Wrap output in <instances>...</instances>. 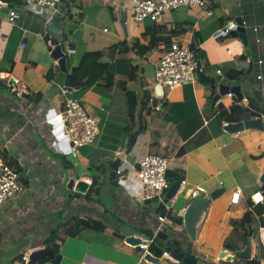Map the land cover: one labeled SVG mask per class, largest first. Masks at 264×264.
I'll return each mask as SVG.
<instances>
[{
	"label": "crops",
	"instance_id": "crops-1",
	"mask_svg": "<svg viewBox=\"0 0 264 264\" xmlns=\"http://www.w3.org/2000/svg\"><path fill=\"white\" fill-rule=\"evenodd\" d=\"M0 1L7 5L0 7V88L7 85L12 95L20 97V100H16L38 110L42 122L38 131L29 129L27 134L24 133L23 126H19L21 121L18 115L14 118L4 104L7 100H13L10 93L0 92V114L5 113L0 116V154L16 158L23 169L18 180L21 190L0 207V223L16 221V233L8 236V240L15 238L13 243L30 237L37 239V242L30 243L16 254L26 251L25 256H28L34 249L44 248L42 241L52 228L50 216L56 210L52 207L53 197L45 198V192L39 191L42 188L50 191L56 187V192L66 202V196L69 197L66 193L69 191L65 186L68 179L73 178L75 182H85L88 188L84 193L70 191L79 196L70 201L62 220L68 210L75 209L76 215L84 214L117 230L118 226L110 223L112 215L124 223L119 229L121 234L141 237L138 231L157 229L160 225L157 220L159 214L155 212L156 207L160 206L165 213H170L179 221L174 223L163 215L166 222L161 227L167 236L166 240L177 241L182 252L186 251L187 243L190 242L196 264L237 262L225 261L234 252L224 247V241L233 231L230 220L240 219L244 213L251 211V195L261 191L264 196V182L260 181L264 172V158H257L264 153V129H245L236 134H229L222 129L218 133L209 110L232 108L239 102L238 105L247 107L248 101H253L262 109L259 118L264 124V0H209L206 10L199 7L177 9L166 12L160 23H155L167 30L169 37L166 41L169 43L178 40L190 47L194 35L200 36L202 41L198 47L205 53L211 67L224 65L240 69L245 67L241 61V56L245 55L241 40L227 37L215 41L212 38L217 29L240 17L244 22L253 66L248 78L238 84L243 95L242 101L237 100V103L234 96H224L212 108V99L208 98L212 89L195 77L193 83L171 90L164 88V95L167 94L158 97L152 86L153 76L165 46L160 43L153 56L139 59L127 51L126 57L138 59L132 68L141 69L135 78L125 79L128 87L149 92L156 97V104L148 113L143 100L130 103L120 87V79L115 80L109 99L102 98L94 91L86 92L81 102L88 114L98 122L100 133L93 142L94 147L89 145L78 150L80 153L77 152V158H72L74 163L67 170L62 168L55 155L66 156L68 152L58 112L69 91H65L62 86L65 73L59 70L57 62L51 57V37L58 39L61 44L66 73H69L86 52L105 51L113 45H130L132 39H141L148 22L137 24L131 19L133 0H61L55 13L23 9L22 2ZM207 10L211 11V15H206ZM10 11L16 13L13 21L9 20ZM68 45L73 48L69 50ZM258 61L262 64H258ZM8 68L11 69L9 72ZM48 72H51L49 78ZM214 91L218 93V84ZM37 95L41 97L39 103L35 101ZM27 97H30L29 100ZM194 115H198L202 121V129L211 134L216 133L209 141L178 155L179 147L185 142L176 145L177 125ZM225 124L228 123L224 122L222 126ZM11 126L16 127L13 136H9ZM44 128L47 136L43 132ZM19 134H22L21 141ZM6 136L9 137L6 139ZM128 137L133 139L130 146ZM90 151L102 152L95 155V160L110 158V161L103 166L89 167ZM121 153L124 157L117 175L112 178L108 176L111 171L108 164ZM152 154L168 161L166 178L170 186L180 183L179 190L170 201L165 196L168 190L163 194L160 205L142 200L143 185L136 175L139 161ZM110 179L115 181L116 186ZM92 180L95 182L92 183ZM197 187L203 188L205 192L195 193ZM235 189L241 190V196L237 204H231V194ZM217 190L222 192L218 196L214 194L215 199H212L211 193ZM21 208L25 211H21ZM256 227L257 242L252 236ZM262 227L264 214L261 217L252 215V222L247 226V237L252 242V258L247 264H264V250L260 249L259 244ZM111 235L109 232V237ZM59 236L56 240L60 245L58 256L53 261L41 264H151L127 245L114 247L111 243H100L89 230H84L81 238ZM3 239L0 231V241ZM237 245L238 250L244 248L239 242ZM221 253L225 256L220 257ZM1 255L4 258L0 252ZM157 258L158 264H180L171 258ZM9 260L4 264H10ZM11 264L23 263L16 261ZM238 264L246 262L239 261Z\"/></svg>",
	"mask_w": 264,
	"mask_h": 264
},
{
	"label": "trees",
	"instance_id": "trees-1",
	"mask_svg": "<svg viewBox=\"0 0 264 264\" xmlns=\"http://www.w3.org/2000/svg\"><path fill=\"white\" fill-rule=\"evenodd\" d=\"M8 3H23L24 0H6ZM182 9V8H181ZM148 23L145 26L144 34L141 39L134 38L131 40L130 45L127 43H120L117 45H113L106 49L105 51H92L86 52L83 54L82 58L79 61V64L71 69L69 73H65L63 76V83L62 86L69 91V96L78 99L81 101V98L84 94L88 91H94L95 93L99 94L104 99H109L111 92L113 90V86L115 84L116 79L121 80L120 87L124 90L128 101L130 103L135 102L138 99L143 100L146 103L147 112L150 113L151 107L154 106V100L156 97L151 96L149 92L141 90L137 91L132 88H129L125 79H132L137 76V73L141 69H133L132 64L134 61H138L139 58L142 57H151L157 52L158 46L162 43L165 48L169 46L168 40L166 41L168 36L167 30L154 22L147 21ZM189 27V25L187 26ZM198 34V33H196ZM202 41V38L198 35H194L193 42L190 46V50L194 56L195 61L198 64L194 72V77L197 78L200 82L204 85H207L212 91L209 93L208 98L212 99L215 95L214 88H216V82L213 78L209 76L208 69L211 67L205 58V53L198 47L199 43ZM131 51L134 56L137 58L135 60L126 57V52ZM246 55L241 56V61L245 63V67L240 69H234L228 66H213L212 69L220 71L223 76V83L228 85L232 84H240L243 80L248 78L252 70V62L247 63ZM160 60V59H159ZM136 64V63H135ZM9 72L11 69H7ZM1 73V69H0ZM47 77H51V72L47 73ZM142 86V85H141ZM140 86V89H141ZM1 93H10V98L13 100H20V97L12 95L13 93L9 91V87L7 85L0 88ZM167 93H165L166 95ZM164 95V96H165ZM30 97H27L29 100ZM41 97L39 95L36 96V100ZM27 101V100H26ZM235 101L238 103L237 99ZM240 103V102H239ZM238 103V104H239ZM234 105L232 108H216L209 110L212 116L213 122L216 124V132L220 133L223 129L222 123H237L240 121H248L250 119L259 118L262 115V109L253 103V101H248L247 107H243L241 105ZM130 119H132V114L129 113ZM202 121L200 120L198 115L191 116L181 123L177 125V138L175 139L176 145L179 146L181 142H185L184 145L179 147L178 155L185 154L191 148H195L200 144H203L209 141L214 134L216 133H209L206 129H202ZM127 128H125V131ZM132 138L128 137V146L132 143ZM181 140V141H179ZM83 149V148H81ZM80 149V150H81ZM98 154L102 152H97ZM95 151H90L89 158V167L94 165H106L110 158H106L104 160L99 159L95 160V155L97 154ZM103 154H106L103 152ZM2 160L6 165L12 168L19 176V174H23V169L19 166L16 158L12 156H6L5 153L0 154ZM58 160H60V165H63V169L67 170L71 165H73V160L67 158L64 155H55ZM94 156V157H93ZM9 157V159H7ZM71 158L73 156L70 155ZM257 158H264V153L259 155ZM167 174V172H166ZM117 175V171H110L108 176L114 177ZM19 180V179H18ZM167 180V178H166ZM112 184L116 186L115 181L110 179ZM168 181V180H167ZM19 182V181H18ZM95 180H92V183ZM170 183V182H169ZM96 193V192H95ZM68 198L66 196V202L64 206L55 212L54 216L56 218H60V222L56 223L51 219L52 228L48 233V236L42 241V245L45 248H49L52 250L54 257L52 259H43L36 264H41L47 261H53L59 254L60 245L56 242L57 240V233L61 227H65L64 232L60 237H75L81 238V233L84 230L92 231L95 239L103 244L110 243L115 247H127L124 245L123 241L125 239V235L121 234L120 227L124 226L122 220L118 217H113L110 215V223L117 225L118 229L115 230L113 228H109L102 224L100 221L95 220L90 217H80V216H72L69 219V224L71 223L70 227L67 228L66 225L62 220L63 213L68 209L69 203L71 200H74L79 194L76 193H68ZM251 211H248L243 214L240 219H231L230 225L232 227V234L226 238L224 241V247L227 250L235 252L239 249L237 242L241 243L242 247L245 246L246 238L248 236L247 233V226L252 222V215H257L261 217L264 214V202L259 203L257 205H252L250 202ZM156 214L168 216V218L174 222L179 223L177 219L171 216L170 213H165L164 209L160 206L156 207L155 209ZM109 228V229H108ZM109 232L112 233L111 237H109ZM142 238L148 239L152 241L151 245L147 249L152 255L156 257H161L164 252H168L173 248H180V245L177 241L173 239H168L165 242L160 241L159 239L155 238L156 229L149 228L143 229L138 231ZM234 240H236L234 242ZM25 254L23 252L16 254L15 256L11 257L9 263L13 262H21L25 263L24 261ZM239 261L233 263L238 264ZM1 264V263H0ZM229 264V263H223Z\"/></svg>",
	"mask_w": 264,
	"mask_h": 264
},
{
	"label": "built area",
	"instance_id": "built-area-1",
	"mask_svg": "<svg viewBox=\"0 0 264 264\" xmlns=\"http://www.w3.org/2000/svg\"><path fill=\"white\" fill-rule=\"evenodd\" d=\"M60 3L61 0H24L22 5L23 9H39L55 13L58 11ZM208 3L209 0H133L131 19L137 24H143L148 20L160 23L162 16L166 12L188 7H199L206 10ZM6 6L5 3L0 1V7ZM206 15H211V11L207 10ZM14 18H16V13L10 11L9 20L13 21ZM237 28L236 22L230 21L225 26L217 29L212 38L215 41H222L224 38L229 37L231 31H235ZM246 61L247 63H251V56L247 57ZM258 64H262V62L258 61ZM197 67L198 64L194 59L190 47L183 42L174 40L165 48L162 57L155 67L152 86L154 88L156 85H161L163 89L167 88L171 90L176 86L193 83L194 72ZM218 72L220 73V71ZM228 96L232 95L229 94ZM58 116L63 127V136L68 146L66 156H77L78 150L93 144L100 133L98 122L88 114L80 100L71 96L65 97ZM167 167L168 161L159 155H146L139 161L136 175L143 185L141 197L143 201H153L156 205L162 204L163 194L170 187V184L166 180ZM18 179V174L6 165L0 156V207L21 190ZM198 192L204 193L205 190L197 187L195 193ZM240 196L241 190L235 189L231 194L230 203L237 204ZM250 201L252 205L262 203L264 201L263 193L257 191L251 195ZM157 220L160 224L156 229L158 233L164 231L161 225L166 222V218L159 215ZM259 244L260 249L264 250V227L260 228L259 231ZM161 257L169 258L168 252H164Z\"/></svg>",
	"mask_w": 264,
	"mask_h": 264
},
{
	"label": "water",
	"instance_id": "water-1",
	"mask_svg": "<svg viewBox=\"0 0 264 264\" xmlns=\"http://www.w3.org/2000/svg\"><path fill=\"white\" fill-rule=\"evenodd\" d=\"M235 22L238 26L237 30L231 31L229 37L232 38H239L241 40V43L244 47V53L246 57L250 56V52L248 49V43H247V36L245 27L243 24V21L240 17L235 18ZM50 44L53 46V50L51 52V57L57 62V65L59 67V70L63 73H66V60L64 57V52L62 51L61 44L59 43L58 39L55 37H51ZM69 50L73 48L72 45H68L67 47ZM209 76L215 80V82L218 84V93H216L211 100V107L214 108L217 102L221 99V97L228 96L231 94L234 96L237 100L242 101L243 95L241 92L240 85H228L221 83L223 76L221 73H219L217 70L212 69L209 72ZM155 94L158 97H163L164 90L161 85H156L154 87ZM65 91H68L65 89ZM245 129H257V130H263L264 124L262 118L258 119H250L248 121H240L237 123H228L223 127V130L226 131L229 134H236L239 132L244 131ZM124 155L121 153L119 154L116 159H114L112 162L108 164V168L111 171H117L121 160L123 159ZM260 181L264 182V172L262 173L260 177ZM87 184L83 181L75 182V179L69 178L66 183V189L68 191H75L79 193H84L87 189ZM180 188V183H173L168 191L166 192V200L170 201L177 193V191ZM222 192V190H217L214 193H211V198L215 199L213 196L219 195ZM155 238L165 241L167 236L164 231L158 232L155 235ZM125 245L133 248V251L138 254L143 255L144 261L151 263V264H158L159 259L152 255L150 252L147 251L149 246L151 245L152 241L143 239L141 237H138L136 235H129L125 237L124 239ZM252 242L251 238H246V243L243 249L237 250L234 252L233 256L226 257L225 261H243L248 262L252 258ZM169 258H171L173 261L181 264H196V259L192 257L191 253V243H187V249L185 252H182L178 248H173L168 252ZM225 254L221 253L220 257H224ZM54 257V254L51 249L49 248H37L31 251L27 256V262L26 264H36L39 261L43 259H52Z\"/></svg>",
	"mask_w": 264,
	"mask_h": 264
},
{
	"label": "rangeland",
	"instance_id": "rangeland-1",
	"mask_svg": "<svg viewBox=\"0 0 264 264\" xmlns=\"http://www.w3.org/2000/svg\"><path fill=\"white\" fill-rule=\"evenodd\" d=\"M248 30H250L251 31V29H248ZM248 30H247V32H248ZM69 96V95H68ZM1 103V102H0ZM4 103V102H3ZM5 106H6V109H7V112L8 111H11L12 112V115L13 116H15L14 118H16V115H18V117H19V119H20V121H21V124L19 125V126H23V132L24 133H26L27 134V131L29 130V129H35L36 131H38L39 129H41V126H42V122L40 121V119H39V111L38 110H36L35 108H32V106L30 105H25L24 103H21V101H18V100H16V101H13V100H7V101H5ZM32 105H33V103H31ZM14 105H16L17 107L15 108L14 107ZM1 115H5V113H2V114H0V116ZM1 118V117H0ZM2 119V118H1ZM0 119V120H1ZM12 128L11 129H9L10 131V133H9V136H13V130H16V127H13V126H11ZM26 129V130H25ZM44 133H45V135L47 134V131H46V129L44 128V131H43ZM9 136H6V139L9 137ZM47 136V135H46ZM19 141H21L22 139H21V137H22V134H19ZM46 139L48 138V137H45ZM91 145H93V144H91ZM90 145V146H91ZM91 147H94V145L93 146H91ZM80 152L78 151V154H79ZM76 157V156H75ZM67 158H69V159H72L70 156H67ZM77 158V157H76ZM61 174V173H60ZM20 177H21V175H20ZM66 187V186H65ZM56 190H57V188L56 187H54L52 190H50V191H45V188H42V190L41 191H39V193H44L45 192V198H49V196H52L53 197V200L51 201L52 202V207H54V209H56V210H54L53 211V213H52V215L50 216V218L51 219H53V221L54 222H56V223H58V222H60V218H56L55 216H54V214H55V212H57V210H58V208H60L62 205H63V203H65L64 202V200H63V197H62V199H61V195L60 194H58L57 192H56ZM69 193H71L70 191H69ZM67 195H68V192L66 193ZM44 200V199H43ZM45 201H43L42 203H44ZM168 204H170V202H168ZM72 207H74V206H72ZM180 207H178V209H179ZM22 209V208H21ZM21 211H25V209L23 208ZM70 210H68L65 214H64V217H63V222H65V224L67 225L68 224V226H67V228L69 227V219H70V217H71V215L72 214H74V216H76V214H75V209L74 210H72V211H70ZM15 215H17V213H15ZM78 216V215H77ZM79 216H82V217H87L86 215H84V214H80ZM12 219H14L12 216H10ZM20 217H22V215H21V213H20ZM98 218L100 217L99 215L97 216ZM23 219L25 220L26 218L25 217H23ZM105 221H107L106 220V218L104 219ZM8 223H10V224H8ZM11 223H13V224H11ZM16 221H14V220H9V221H7L5 224H4V222L2 221L1 223H0V231H1V234H2V236L4 237V239L2 240V241H0V252L3 254V257L4 258H2V255L0 256V261L1 262H3V263H1V264H4L8 259H10L13 255H15L17 252H19V251H21V250H23L27 245H29L30 243H34V242H37L36 240L37 239H35V238H33V237H30V238H28V239H26V240H22V241H20V242H18V243H13L14 241H15V238L13 239V240H8V236H10L12 233L13 234H15L16 232H15V230H16ZM65 229V227H62L59 231H58V236L60 235L61 236V234L63 233V230ZM41 230V228L40 229H38V231H40ZM258 229H257V227H256V229H255V232H253L252 233V236H253V239H254V241L255 242H257V238H258ZM15 236V235H14ZM59 236V237H60ZM58 240H59V238H58ZM24 254H26V251H24ZM24 261L25 262H27V256H24ZM253 262H255L254 260H252ZM239 263V262H238ZM248 262H246V264H247Z\"/></svg>",
	"mask_w": 264,
	"mask_h": 264
}]
</instances>
